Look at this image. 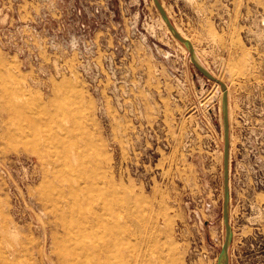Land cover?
Segmentation results:
<instances>
[{"label":"rangeland","instance_id":"obj_1","mask_svg":"<svg viewBox=\"0 0 264 264\" xmlns=\"http://www.w3.org/2000/svg\"><path fill=\"white\" fill-rule=\"evenodd\" d=\"M160 1L228 87L230 264H264V0ZM167 27L154 0H0V264H73L54 205L118 220L124 264H220L223 89Z\"/></svg>","mask_w":264,"mask_h":264},{"label":"bare ground","instance_id":"obj_2","mask_svg":"<svg viewBox=\"0 0 264 264\" xmlns=\"http://www.w3.org/2000/svg\"><path fill=\"white\" fill-rule=\"evenodd\" d=\"M163 22H164V24L166 25V22L164 21V19H163ZM166 27H167V25H166ZM167 29H168V27H167ZM177 29V28H176ZM169 30V29H168ZM170 32V31H169ZM179 32V31H178ZM180 33V32H179ZM195 49V48H194ZM203 65V64H202ZM226 88H227V92H228V87L226 86ZM222 93H223V95H224V91L222 90ZM222 101H223V96H222ZM228 101H229V92H228ZM223 103V102H222ZM229 120H230V110H229ZM66 123V122H65ZM64 124V123H63ZM62 126V125H61ZM64 126V125H63ZM62 126V127H63ZM65 126H67V125H65ZM68 127H66V129H67ZM66 129H64V130H66ZM63 130V129H62ZM68 132V131H67ZM74 134V133H73ZM75 156V155H74ZM67 157H68V154H67ZM67 157L65 156L64 158H65V161H66V159H67ZM81 157H83V156H81ZM75 158V157H74ZM69 159V158H68ZM81 159H83V158H81ZM76 160V159H75ZM85 160V159H84ZM84 160H82V161H84ZM230 161H231V158L229 157V168H228V173H229V171H230ZM81 163H83V162H81ZM67 164H69L68 162L66 163V165ZM65 166V165H64ZM72 166V165H71ZM84 166V165H83ZM83 166H82V168H83ZM73 167V166H72ZM70 169V168H69ZM86 169H87V167H86ZM85 169V170H86ZM73 170H75L74 168H73ZM72 170V171H73ZM77 170V169H76ZM82 170V169H81ZM81 170H79V173H81ZM84 170V171H85ZM86 172V171H85ZM84 172V173H85ZM77 173V172H76ZM86 174V173H85ZM82 177L84 176V174L82 175V173L80 174ZM81 177V178H82ZM73 186V185H72ZM71 186V187H72ZM74 187V186H73ZM78 187V186H77ZM89 189H90V187L89 186H87ZM86 187V188H87ZM85 188V189H86ZM87 188V189H88ZM70 189H72V188H70ZM83 189V188H82ZM84 190V189H83ZM106 190V189H105ZM85 191V190H84ZM87 191V190H86ZM94 190L92 189V192H93ZM101 191V190H100ZM103 191V190H102ZM73 192V191H72ZM71 192V193H72ZM79 192H81V191H79ZM104 192V191H103ZM103 192H101V193H103ZM93 193H95V192H93ZM105 193H106V191H105ZM63 194H65V193H63ZM62 194V195H63ZM75 195H78V194H76V193H74ZM85 194H86V192H85ZM61 195V196H62ZM72 195V194H71ZM75 195H73V197L75 196ZM80 195V194H79ZM99 195V194H98ZM111 195H112V193H111ZM67 197H68V195H66ZM100 196H102V195H100ZM107 196H108V194H107ZM109 196H110V194H109ZM108 196V197H109ZM114 196H116L115 194H114ZM66 197V198H67ZM70 197V196H69ZM72 197V196H71ZM78 197V196H77ZM88 197V196H87ZM113 197V196H112ZM111 197V198H112ZM61 198V197H60ZM79 198V197H78ZM81 198H82V196H81ZM91 198H93V197H91ZM101 198H103V197H101ZM65 199V198H64ZM75 199H77V198H75ZM84 199V198H83ZM110 199V198H109ZM113 199V198H112ZM56 200V199H55ZM82 200V199H81ZM81 200L79 199V200H76V201H80L81 202ZM103 200V199H102ZM67 201H68V198H67ZM84 201V200H83ZM87 201H88V199H87ZM92 200L90 199V202H91ZM104 201V200H103ZM52 202V201H51ZM56 202V201H55ZM54 202V203H55ZM59 202V201H58ZM70 202V201H69ZM72 203L71 204H73V201H71ZM83 203V202H82ZM104 203V202H103ZM108 203H110L109 201L108 202H106L105 204L107 205ZM112 203V202H111ZM110 203V204H111ZM52 204V203H51ZM57 205H58V203H56ZM60 204V203H59ZM66 204V203H65ZM69 204V203H68ZM80 203H78V205H79ZM93 204V203H92ZM94 204H96V202L94 203ZM61 205H63L62 204V202H61ZM74 205V204H73ZM77 205V204H76ZM87 205H88V203H87ZM113 205V204H112ZM115 205V204H114ZM116 205H118V204H116ZM115 205V206H116ZM55 207H57L56 208V212H59L60 213V215H62L61 216V219H62V222H63V224H64V226H65V228H66V230H67V232L69 233V235L71 236V238L72 239H75L76 240V242H75V245L77 244V243H79L80 245H74L75 247L74 248H72V253H71V256H72V260H73V264H124V262L126 261L124 258H127V261H126V263H128V262H131V260H129L130 258H132V249H131V251H127L126 253V257L124 256V255H122V251H118L117 249V244L116 243H118V242H116L117 241V239H116V234H115V232L116 231H114V230H116L117 228H119L118 227V225H117V221H112V224L111 223H109V220L107 221L109 224H110V226H108V224L106 223V221L104 220V219H107V218H104L103 219V214H99V213H96V211H95V214L93 215V218L91 219H89L88 217L86 218L85 216H87V213L85 212V213H83V212H81L80 213V211L82 210V208H80V206L79 207H77V206H74L73 207V209H72V212L69 210V209H65L64 211H63V209L62 208H60V207H62V206H56V205H54ZM67 206V205H66ZM68 206H70L71 207V205H68ZM68 206L66 207V208H68ZM86 206V205H85ZM95 206V205H94ZM93 205H91L90 204V207H94ZM54 207V208H55ZM82 207V206H81ZM84 207V206H83ZM98 207V206H97ZM96 207V208H97ZM99 207H100V205H99ZM98 207V208H99ZM110 207H113V206H110ZM84 208H86V207H84ZM103 208V207H102ZM127 208V207H126ZM71 209V208H70ZM87 209V208H86ZM99 209H101V208H99ZM103 209H106V208H103ZM111 209V208H110ZM110 209H108L109 211H110ZM84 210V209H83ZM82 210V211H83ZM90 209H88V211H89ZM94 210H96V209H94ZM98 210V209H97ZM107 210V209H106ZM107 210V211H108ZM113 210V209H112ZM110 211V212H113V211ZM86 211V210H85ZM100 211V210H99ZM102 212H103V210H101ZM116 210H114V212H115ZM90 212V211H89ZM101 212V213H102ZM121 212V211H120ZM123 212V211H122ZM129 212V211H128ZM91 213H94V212H92L91 211ZM105 210H104V215H105ZM57 214V213H56ZM55 214V215H56ZM84 214H86V215H84ZM114 215H116L117 216V214H115V213H113ZM108 215H110V214H108ZM107 215V216H108ZM130 215V213L128 214V218H130L131 216H129ZM56 216H58V215H56ZM91 216V214L89 215V217ZM106 216V217H107ZM109 217V216H108ZM119 217V216H118ZM117 217V218H118ZM55 218V220H58V219H60L59 217H58V219H56V217H54ZM114 218V217H113ZM109 219V218H108ZM113 220H115V219H113ZM58 224V223H57ZM119 224V223H118ZM120 225V224H119ZM108 226V227H107ZM120 228H122V227H120ZM119 228V229H120ZM103 232L104 233H106V234H108V236H110V238L111 239H113L114 240V243L115 244H111L110 242H108L109 241V237L107 236V240L108 241H106V239H104L105 237H103L102 238V236H104V234H103ZM117 233V232H116ZM106 236V235H105ZM119 236V235H118ZM113 240H110V241H112L113 242ZM120 241H122V240H120ZM123 242V241H122ZM58 244V243H57ZM60 245V244H59ZM58 245V246H59ZM62 245V244H61ZM63 246V245H62ZM61 247V246H60ZM123 247H124V244H123ZM67 248V247H66ZM69 248V247H68ZM122 248V247H121ZM68 250V249H67ZM120 250H122V249H120ZM62 251V250H61ZM69 251V250H68ZM71 252V251H70ZM70 256V257H71ZM125 260V261H124ZM70 264V263H69Z\"/></svg>","mask_w":264,"mask_h":264},{"label":"water","instance_id":"obj_3","mask_svg":"<svg viewBox=\"0 0 264 264\" xmlns=\"http://www.w3.org/2000/svg\"><path fill=\"white\" fill-rule=\"evenodd\" d=\"M156 6L160 10L166 25L168 26L172 35L181 43L187 46L189 53H190V60L194 67L200 71L208 80L216 81L223 89V119H224V128H225V182H224V189H225V200H224V222H225V242L222 249V254L220 258V264H230V246L232 243L233 238V231L232 226L230 225V188H229V101H228V92L226 85L216 79L199 61L196 56V52L192 42L189 39L184 38L176 29L172 21L170 20L168 14L166 13L165 9L163 8L160 0H154Z\"/></svg>","mask_w":264,"mask_h":264},{"label":"built area","instance_id":"obj_4","mask_svg":"<svg viewBox=\"0 0 264 264\" xmlns=\"http://www.w3.org/2000/svg\"><path fill=\"white\" fill-rule=\"evenodd\" d=\"M35 29H36L35 25L31 22L25 23L24 25L21 23L18 26L19 41H25V36H27V33L33 32V30H35ZM18 45L21 46L19 43H18ZM164 147L166 150L169 149V147H170L169 143L166 142ZM229 188L231 191L230 180H229ZM230 201H231V197H230Z\"/></svg>","mask_w":264,"mask_h":264},{"label":"crops","instance_id":"obj_5","mask_svg":"<svg viewBox=\"0 0 264 264\" xmlns=\"http://www.w3.org/2000/svg\"><path fill=\"white\" fill-rule=\"evenodd\" d=\"M165 8V7H164ZM166 10V9H165ZM166 12H167V10H166ZM168 14V13H167ZM195 50H196V48H195Z\"/></svg>","mask_w":264,"mask_h":264}]
</instances>
